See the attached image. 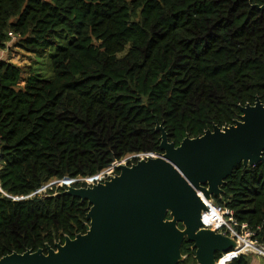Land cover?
Returning <instances> with one entry per match:
<instances>
[{
    "label": "trees",
    "instance_id": "trees-1",
    "mask_svg": "<svg viewBox=\"0 0 264 264\" xmlns=\"http://www.w3.org/2000/svg\"><path fill=\"white\" fill-rule=\"evenodd\" d=\"M263 5L0 0V51L12 43L42 58L56 46L49 78L25 77L0 59V259L46 254L86 233L87 202L66 186L25 199L49 181L92 179L127 156L160 155L161 130L178 147L264 102ZM220 191L212 202L232 213L237 232L264 246V151L257 165H237ZM179 252L177 264H196L193 243L184 240ZM222 255L215 252V261Z\"/></svg>",
    "mask_w": 264,
    "mask_h": 264
},
{
    "label": "water",
    "instance_id": "water-1",
    "mask_svg": "<svg viewBox=\"0 0 264 264\" xmlns=\"http://www.w3.org/2000/svg\"><path fill=\"white\" fill-rule=\"evenodd\" d=\"M241 112L234 125L213 127L178 147L158 128L162 154L121 167L102 185L66 191L87 202L84 235L66 239L46 254L13 253L0 264H171L184 240L193 243L199 264H214L215 252L227 254L236 246L222 244L216 231L203 228L206 206L198 193L212 202L237 165H257L264 151V102Z\"/></svg>",
    "mask_w": 264,
    "mask_h": 264
},
{
    "label": "rangeland",
    "instance_id": "rangeland-1",
    "mask_svg": "<svg viewBox=\"0 0 264 264\" xmlns=\"http://www.w3.org/2000/svg\"><path fill=\"white\" fill-rule=\"evenodd\" d=\"M65 44H66V42L64 41V42L58 43V46L62 47ZM8 46H9V48L7 51L0 52V59H4L6 61H9V62L17 65V66H20L26 72L24 75L25 77L27 75H29L30 72H32L35 76H37L39 78H49L51 76L50 58H51V55L55 52L56 46L51 48L50 51L42 58H35L31 55H28V54L22 52L21 50L13 47L12 43H10ZM121 55H119V56H121ZM19 85L23 86L24 81H21ZM151 155H149L148 157L151 156L150 158H152V157L157 156V154H151ZM143 158L144 157L142 155L127 156L123 159L118 160L116 163H112L110 166H108L105 170H103V172H101V176L100 175H99V177L96 176L94 179H85L83 182L87 185L86 188H92V187L102 185V184L110 181L114 177V175H116L115 173H112L114 169H116V168L120 169L121 167L126 166L125 163H128V161H130V160H136L135 162L138 163V162L142 161ZM64 180L65 179L57 181V180L53 179V180L49 181L46 185H44L42 187V189H40L36 194L37 195H43L48 189H50L53 186L64 185V186H66L67 191L72 190L73 189L72 186L75 182L64 181ZM80 180H81L80 182H82V179H80ZM205 218L208 219L210 223H213V221H214V215L212 213L206 214ZM168 221H173V220H168ZM218 234L222 237L221 238L222 244L223 243H225V244L230 243L233 246H237V245H240L239 242H243L246 245L243 255L249 259V264H264V257H263L264 256V250H263L264 246L259 247V246L254 245V244H250L248 242V240L249 241H251V240L249 238V235L246 234V232H242V233L238 234V236L243 239L241 241H238V239L236 237H233L229 232L226 233V230H222V232H218ZM181 260H183V257L180 256L178 252H176L173 254L171 264H176L177 262H180ZM199 260H200L199 258L195 259L196 264H199ZM220 263L218 260L214 264H220ZM188 264H191V263L188 262ZM201 264H203V263H201Z\"/></svg>",
    "mask_w": 264,
    "mask_h": 264
},
{
    "label": "built area",
    "instance_id": "built-area-1",
    "mask_svg": "<svg viewBox=\"0 0 264 264\" xmlns=\"http://www.w3.org/2000/svg\"><path fill=\"white\" fill-rule=\"evenodd\" d=\"M136 155H141V154H136ZM149 155L151 154H147V155H142L144 158L143 160L145 159H148L150 157H148ZM130 160V159H129ZM116 162V161H114ZM113 162V163H114ZM126 166H128V163H125ZM134 164H131L130 166H132ZM129 167V166H128ZM117 169V168H116ZM113 170L112 173H115V170ZM103 172V171H101ZM101 172L98 173L100 176H101ZM98 175V177H99ZM116 175H114L115 177ZM97 177V178H98ZM86 179V178H85ZM84 179V180H85ZM94 179V178H92ZM82 180V182L84 181ZM205 206H206V211L202 212L201 216H202V226L203 228L205 229H209V230H212V231H216L217 233L218 232H222V230H226V233L229 232L233 237H236L238 239V241L241 239L238 234L239 232H237L235 230V226L237 225L236 222L234 221V219L232 218V213L226 209V208H223L221 206H217L215 205L213 202H205ZM208 213H212L214 215V221L213 223H210V224H206L205 223V216L206 214ZM241 230H244L246 228L245 225H241ZM242 232H246V234L249 235V238H250V234L247 232V231H242ZM241 232V233H242ZM251 240V239H250ZM249 241V240H248ZM250 243L256 245L254 242L252 241H249ZM259 246V245H257ZM259 247H263V246H259ZM264 248V247H263ZM236 249H234V251L230 252V253H227V254H224L222 256V258L219 259V263L220 264H228L231 260L235 259L236 257L240 256V255H243V253H236L235 251ZM264 250V249H263ZM264 257V256H263ZM223 261V262H222Z\"/></svg>",
    "mask_w": 264,
    "mask_h": 264
},
{
    "label": "bare ground",
    "instance_id": "bare-ground-1",
    "mask_svg": "<svg viewBox=\"0 0 264 264\" xmlns=\"http://www.w3.org/2000/svg\"><path fill=\"white\" fill-rule=\"evenodd\" d=\"M147 154H149V153H143L142 155H147ZM116 162H114V163H116ZM198 195L200 196V198H201V200L203 202H208L207 201V197L204 194H202L201 192H199ZM209 214H211V213H209ZM205 223L208 225L210 222H209L208 219L205 218ZM239 241H241V240H239ZM239 244L240 245H237L236 246V250H235L236 253H244V249H245L246 245L243 242H239Z\"/></svg>",
    "mask_w": 264,
    "mask_h": 264
},
{
    "label": "crops",
    "instance_id": "crops-1",
    "mask_svg": "<svg viewBox=\"0 0 264 264\" xmlns=\"http://www.w3.org/2000/svg\"><path fill=\"white\" fill-rule=\"evenodd\" d=\"M0 52H5V51H0Z\"/></svg>",
    "mask_w": 264,
    "mask_h": 264
}]
</instances>
